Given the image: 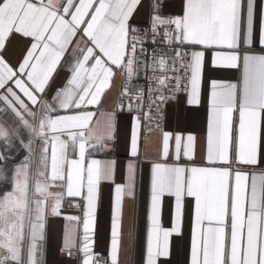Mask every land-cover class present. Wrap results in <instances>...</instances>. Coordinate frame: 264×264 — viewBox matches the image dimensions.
Here are the masks:
<instances>
[{
	"label": "snow or ice",
	"instance_id": "obj_1",
	"mask_svg": "<svg viewBox=\"0 0 264 264\" xmlns=\"http://www.w3.org/2000/svg\"><path fill=\"white\" fill-rule=\"evenodd\" d=\"M232 71L238 78H205ZM205 101L202 141L165 130L182 107ZM106 184L110 241L97 253ZM165 196L174 200L167 228ZM186 204L190 247L179 264H264V2L0 0V264H48L56 218L59 252L74 264H173L170 237L183 233Z\"/></svg>",
	"mask_w": 264,
	"mask_h": 264
},
{
	"label": "crops",
	"instance_id": "obj_2",
	"mask_svg": "<svg viewBox=\"0 0 264 264\" xmlns=\"http://www.w3.org/2000/svg\"><path fill=\"white\" fill-rule=\"evenodd\" d=\"M264 0H258V3H262ZM167 11V9H165ZM9 57L12 58L14 50L10 48ZM211 75L213 78H232L236 79L239 76L238 72L232 71L225 76L221 73H205V78ZM105 103H110V99L106 98ZM181 118L179 120L171 119L166 122L165 130H180L183 129L185 132L193 131L197 136L198 141H202L206 134L207 125V111L206 101L205 106L199 108L193 106L188 108L187 106L182 107L180 110ZM159 134H154V146L158 143ZM127 134L125 131V125L123 121L120 125L117 143V159L123 163L127 158L126 152ZM174 147V140L172 141ZM143 151V145H142ZM154 154V153H153ZM197 155H199V144ZM119 182V177H118ZM150 200V181H149V166L144 165L142 172V180L138 192V199L136 202V221H137V247H136V260L139 261L142 256L143 247L146 243V214ZM174 200L170 197L165 196L161 203V223L163 227H171V217L173 212ZM63 211L68 214L82 215V213L75 212L73 210L64 209ZM131 212L130 207L125 208V229L128 226V216ZM110 215H111V186L103 185L101 192V199L97 208V225L94 236V250L97 253H106L107 247L110 241ZM64 221L60 218L50 219L47 228V259L48 264H74L73 261L62 256L59 252L62 241ZM170 247L172 251L173 264H179L186 255L188 248L190 247V213L186 204L185 214L183 219V233L182 235L173 234L170 237Z\"/></svg>",
	"mask_w": 264,
	"mask_h": 264
},
{
	"label": "built area",
	"instance_id": "obj_3",
	"mask_svg": "<svg viewBox=\"0 0 264 264\" xmlns=\"http://www.w3.org/2000/svg\"><path fill=\"white\" fill-rule=\"evenodd\" d=\"M142 82V81H141ZM65 209H68V210H73V211H75V212H77L74 208H69L68 206H67V204H65ZM100 253V252H99Z\"/></svg>",
	"mask_w": 264,
	"mask_h": 264
}]
</instances>
